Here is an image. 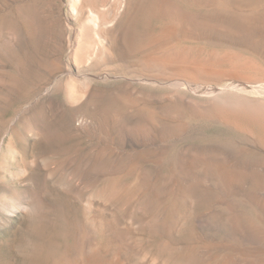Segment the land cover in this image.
Segmentation results:
<instances>
[{"label":"rangeland","instance_id":"rangeland-1","mask_svg":"<svg viewBox=\"0 0 264 264\" xmlns=\"http://www.w3.org/2000/svg\"><path fill=\"white\" fill-rule=\"evenodd\" d=\"M0 264H264V0H0Z\"/></svg>","mask_w":264,"mask_h":264},{"label":"clouds","instance_id":"clouds-1","mask_svg":"<svg viewBox=\"0 0 264 264\" xmlns=\"http://www.w3.org/2000/svg\"><path fill=\"white\" fill-rule=\"evenodd\" d=\"M24 211H25L26 213H30V212L33 211V209H32L31 207H25V208H24Z\"/></svg>","mask_w":264,"mask_h":264},{"label":"bare ground","instance_id":"bare-ground-1","mask_svg":"<svg viewBox=\"0 0 264 264\" xmlns=\"http://www.w3.org/2000/svg\"><path fill=\"white\" fill-rule=\"evenodd\" d=\"M87 29H88V28H87ZM87 29H86V30H87ZM88 30H89V29H88ZM243 229H244V228H243Z\"/></svg>","mask_w":264,"mask_h":264}]
</instances>
